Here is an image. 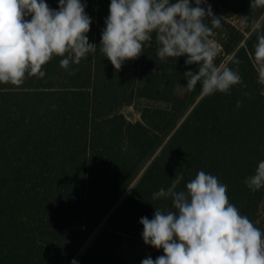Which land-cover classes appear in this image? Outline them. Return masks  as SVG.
<instances>
[{"label":"trees","instance_id":"16d2710c","mask_svg":"<svg viewBox=\"0 0 264 264\" xmlns=\"http://www.w3.org/2000/svg\"><path fill=\"white\" fill-rule=\"evenodd\" d=\"M45 2L58 10V0ZM81 2L96 52L68 71L56 56L23 85L0 84V264H128L121 251L127 236L142 238L140 219L176 211L153 193L181 174L177 190L186 191L199 171L226 184L229 202L264 233V188L246 185L264 160V85L251 30L264 23V6L207 0L221 17L215 63L247 87L204 97L184 78L199 66L186 65L187 56L161 61L154 33L138 59L115 70L99 45L111 0ZM161 255L154 248L146 258Z\"/></svg>","mask_w":264,"mask_h":264},{"label":"clouds","instance_id":"9594fccd","mask_svg":"<svg viewBox=\"0 0 264 264\" xmlns=\"http://www.w3.org/2000/svg\"><path fill=\"white\" fill-rule=\"evenodd\" d=\"M202 5L207 0H111L100 52L119 71L125 61L139 58L154 33L161 61L187 56L186 65L199 66L196 73H184L189 92L198 83L204 97L230 94L238 84L247 87L238 71L216 65L220 49L211 37L221 26V17L213 14L211 5ZM260 6L264 0H251V8ZM85 8L81 0H58V10L45 0H0V84L21 86L56 56L64 57L60 67L68 71L95 53L97 45L86 35L92 21ZM251 30L257 35L258 83L264 85V23L254 22ZM232 62L240 64L239 59ZM182 180V174L175 176L167 190L161 188L152 197L171 198L176 211L156 209L152 219L139 221L144 243L164 252L141 264H264V233L229 202L227 185L199 171L186 191H178ZM246 185L253 192L264 188V160Z\"/></svg>","mask_w":264,"mask_h":264},{"label":"rangeland","instance_id":"374dc122","mask_svg":"<svg viewBox=\"0 0 264 264\" xmlns=\"http://www.w3.org/2000/svg\"><path fill=\"white\" fill-rule=\"evenodd\" d=\"M129 110L135 111V109L133 107L128 108L126 112H128ZM138 116L139 115L136 112L135 119ZM262 221H264V200H263L262 205H261V218H260V221L258 223V225L261 227V229L264 227V222L262 223ZM153 250H154V247H152L150 245H146L142 238L127 236L121 252H122V255L125 257L128 264H139Z\"/></svg>","mask_w":264,"mask_h":264},{"label":"water","instance_id":"95a60500","mask_svg":"<svg viewBox=\"0 0 264 264\" xmlns=\"http://www.w3.org/2000/svg\"><path fill=\"white\" fill-rule=\"evenodd\" d=\"M127 115H128V117H129L130 119H135V117H136V112H135L134 110H129V111L127 112Z\"/></svg>","mask_w":264,"mask_h":264}]
</instances>
